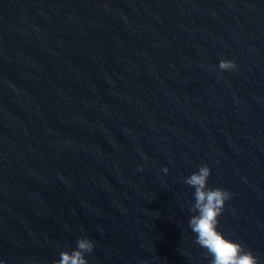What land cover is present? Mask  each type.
Returning a JSON list of instances; mask_svg holds the SVG:
<instances>
[{
  "label": "clouds",
  "instance_id": "obj_1",
  "mask_svg": "<svg viewBox=\"0 0 264 264\" xmlns=\"http://www.w3.org/2000/svg\"><path fill=\"white\" fill-rule=\"evenodd\" d=\"M237 67L234 60L223 59L219 62L221 71H232ZM143 170V169H141ZM167 173L169 169H162ZM211 175L209 165L202 164L198 170L184 179V183L194 188V203L189 211L195 213L188 221V227L195 234V243L205 249L210 257L209 264H260V258L242 243L227 238L218 229L219 217L225 203L232 193L222 188H213L208 184ZM95 242L87 237H79L75 249L62 251L53 264H89Z\"/></svg>",
  "mask_w": 264,
  "mask_h": 264
},
{
  "label": "water",
  "instance_id": "obj_2",
  "mask_svg": "<svg viewBox=\"0 0 264 264\" xmlns=\"http://www.w3.org/2000/svg\"><path fill=\"white\" fill-rule=\"evenodd\" d=\"M70 3L132 4L209 13L264 16V0H0V7Z\"/></svg>",
  "mask_w": 264,
  "mask_h": 264
}]
</instances>
